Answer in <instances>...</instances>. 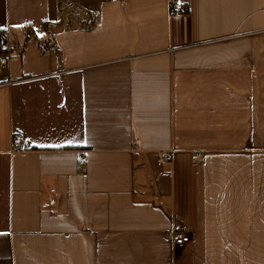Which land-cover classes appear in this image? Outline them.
I'll return each instance as SVG.
<instances>
[{
    "label": "crops",
    "instance_id": "obj_1",
    "mask_svg": "<svg viewBox=\"0 0 264 264\" xmlns=\"http://www.w3.org/2000/svg\"><path fill=\"white\" fill-rule=\"evenodd\" d=\"M189 7L0 0V264H264V0Z\"/></svg>",
    "mask_w": 264,
    "mask_h": 264
},
{
    "label": "built area",
    "instance_id": "obj_2",
    "mask_svg": "<svg viewBox=\"0 0 264 264\" xmlns=\"http://www.w3.org/2000/svg\"><path fill=\"white\" fill-rule=\"evenodd\" d=\"M181 10H182V6L177 1H174L171 3V5H170L171 13L172 12L177 13V12H180ZM10 59H11V53L10 52L0 53V70L3 66L7 65V63L9 62ZM28 149H29V146L25 142L23 136L17 135L14 137V139H13V150L22 152V151H27ZM176 226L178 228L181 227L180 224H177ZM177 241L179 243L186 242V241H188V237L180 233L177 236Z\"/></svg>",
    "mask_w": 264,
    "mask_h": 264
},
{
    "label": "rangeland",
    "instance_id": "obj_3",
    "mask_svg": "<svg viewBox=\"0 0 264 264\" xmlns=\"http://www.w3.org/2000/svg\"><path fill=\"white\" fill-rule=\"evenodd\" d=\"M174 1H177L182 6V10L180 12H177V13H173L172 12L173 14H183V13L189 12V10H190L189 0H169V7H170L171 3L174 2ZM11 38H12L11 34H10V32H8L7 33V40H5L2 45H0V53L11 52L13 50V47H12L13 45L11 43ZM86 154L87 153L85 151V156H86ZM202 156H203V152H201V151H198V152L195 153V157L198 158V159L201 158ZM172 157H173V155L168 153L165 158H166L167 161H171ZM86 159L88 161V157L87 156H86ZM78 171L81 172V173L85 172L83 169H80V168L78 169Z\"/></svg>",
    "mask_w": 264,
    "mask_h": 264
},
{
    "label": "bare ground",
    "instance_id": "obj_4",
    "mask_svg": "<svg viewBox=\"0 0 264 264\" xmlns=\"http://www.w3.org/2000/svg\"><path fill=\"white\" fill-rule=\"evenodd\" d=\"M87 162L88 161L86 159L85 152H81L80 155H79V158H78V169L80 168V169H83L84 171H86V164H87ZM180 233L183 234V235H185V236H187L188 237V241L183 242V243H179L177 241V236ZM169 235H170L171 240L173 241L174 245L177 246V247L186 246L189 243H191V241H192L191 232L184 225H181L180 228H178L177 226H174V228L171 231H169Z\"/></svg>",
    "mask_w": 264,
    "mask_h": 264
},
{
    "label": "trees",
    "instance_id": "obj_5",
    "mask_svg": "<svg viewBox=\"0 0 264 264\" xmlns=\"http://www.w3.org/2000/svg\"><path fill=\"white\" fill-rule=\"evenodd\" d=\"M47 24V22H45V25ZM48 30V29H47ZM27 34L25 35V39H24V43H23V47L21 49H19L17 52L21 53L24 50L25 47V43L26 40H28L29 38H34L37 41H39L40 44V49L42 53H45L47 51V49L50 47V42L49 39H42L40 38L35 31L32 28H29L27 31ZM7 39V31L4 29H0V45L3 44V42Z\"/></svg>",
    "mask_w": 264,
    "mask_h": 264
}]
</instances>
